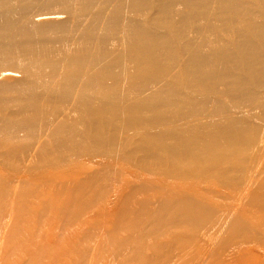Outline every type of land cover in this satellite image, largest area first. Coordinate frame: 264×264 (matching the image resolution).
Here are the masks:
<instances>
[{"label":"bare ground","instance_id":"6f19581e","mask_svg":"<svg viewBox=\"0 0 264 264\" xmlns=\"http://www.w3.org/2000/svg\"><path fill=\"white\" fill-rule=\"evenodd\" d=\"M151 1L0 0V73L21 74L0 82V135L39 129L55 149L106 143L118 156L141 136L182 177L240 179L264 145V0H155L147 23L137 13ZM52 2L88 11L36 24ZM64 113L74 118L68 127ZM198 210L182 214L207 213Z\"/></svg>","mask_w":264,"mask_h":264},{"label":"rangeland","instance_id":"374dc122","mask_svg":"<svg viewBox=\"0 0 264 264\" xmlns=\"http://www.w3.org/2000/svg\"><path fill=\"white\" fill-rule=\"evenodd\" d=\"M151 2L137 13L147 23ZM87 11L72 14L52 2L32 19L45 27ZM16 78V70L0 73L2 83ZM72 116L64 113L63 125ZM43 132L0 135V264H264V210L257 206L264 199V145L229 183L216 174L182 177L160 148L141 146V136L119 145L118 156L106 143L55 149ZM188 207L207 213L182 214Z\"/></svg>","mask_w":264,"mask_h":264}]
</instances>
